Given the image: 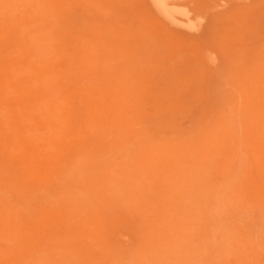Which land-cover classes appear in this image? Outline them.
I'll list each match as a JSON object with an SVG mask.
<instances>
[{"label":"rangeland","instance_id":"374dc122","mask_svg":"<svg viewBox=\"0 0 264 264\" xmlns=\"http://www.w3.org/2000/svg\"><path fill=\"white\" fill-rule=\"evenodd\" d=\"M66 7L70 24L80 25V32L77 28L75 31L81 38V58L87 57V72L104 84L115 85L116 94L131 98L128 104L115 105L104 100L108 111L131 118L134 124L118 128L113 126L117 121L110 120L105 127L91 128L83 117L93 107L87 102H73L69 111L71 126L65 129L68 136L64 142L43 143L51 156L40 166V176L24 175L27 181L20 182L15 178V167H9L7 161L0 163L4 175L9 171V175L0 177V186L15 212L27 222L20 223L17 242L27 245L30 262L170 264L161 257L162 247L153 248L155 244L148 243L145 230H153V238L161 234L158 230H164V222L159 219L164 209H152L153 196L148 195L129 206L137 187H125L130 177L139 174L131 172L133 167L129 165L135 163L130 160L138 157L149 139L156 142L162 137L171 142L173 137L190 136L196 143L209 145L211 133L217 129L213 126L225 122L227 111L232 112L230 102L240 69L258 80L264 78V0H205L196 7L201 20L194 13L184 18L186 22L194 17L191 28L181 22L165 25L160 17L153 23L150 0H67ZM0 39V47L14 49L13 37ZM24 69L20 67L18 73H24ZM34 76L29 72V79ZM257 89L264 100V83H259ZM2 91L0 87V96ZM32 94L28 92L23 98L31 99ZM236 111L241 113L239 108ZM15 113L17 117L23 114ZM9 129L0 124V134ZM116 130L112 134L118 139L113 141L107 133ZM260 130L249 129V156L246 142L237 148L230 145L229 138L210 148L222 163L231 164L228 160L233 156H227L235 155L238 160L231 177L240 182L248 158L249 163L252 157L264 165V128ZM240 135L238 131L236 136ZM105 151L111 154L105 155ZM110 160L117 161L118 169H102ZM64 164H68L70 179L61 173ZM217 172L208 180L218 198L229 200L234 197L230 192L224 195L227 189L230 191L229 180L228 188L224 181L217 183L227 178L216 176ZM255 197L253 193L249 200ZM247 213L249 218H244L234 205H214L199 223L191 224L194 235L192 241L190 235L186 237V258L198 257L194 264H237V250L243 256L249 255V264H264V210L256 205ZM228 224H239L248 246ZM230 238L236 249L225 257ZM11 253L12 257L18 256L15 251Z\"/></svg>","mask_w":264,"mask_h":264},{"label":"bare ground","instance_id":"6f19581e","mask_svg":"<svg viewBox=\"0 0 264 264\" xmlns=\"http://www.w3.org/2000/svg\"><path fill=\"white\" fill-rule=\"evenodd\" d=\"M204 1L150 0V19L155 23V19L160 17L165 25L181 22L189 24L191 28L194 17L186 22L184 18L194 13L196 19L201 20L196 7ZM66 3L67 0H0V37H13L11 44L14 47V49L9 46L0 47V87L3 89V95L0 96V124L10 128L0 134L2 157L0 163L7 161L9 167H15L16 171L13 170L17 172L15 178H19L20 182L22 179L27 181L26 175L42 174L40 166L47 163L51 156L50 149L47 150L43 144L45 141L60 144L68 136L65 129L71 126L69 111L74 107L73 102L78 105L87 102L93 107L89 108L91 111L83 117L84 121L88 120L86 123L91 128L105 127V123L107 125L110 120L117 121L113 126L118 128L134 124L131 118L117 116L115 111L111 113L108 111V103L104 100L107 99L115 105L128 104L131 98L128 94L126 96L116 94L115 85L104 84L105 82L87 72L84 61L87 57L81 58V38L80 35H76L80 32L78 29L80 25L70 24L66 16ZM71 41H75L74 45ZM20 67L25 68L22 71L24 73H18ZM29 72L35 75L32 79H29ZM244 72L240 69L238 78L240 81L237 80L234 86L236 92L230 102L232 112L227 111L225 122L221 120L213 126L217 129L214 131L212 129L209 145L196 143L190 136L173 137L171 142L162 137L161 141L156 142H150L149 139L144 143V150L139 151L138 157L133 158L135 162L130 160L135 163L129 165L134 168H131V172L139 171V174H134L138 177L135 181L137 184L132 183L135 178L133 176V179L130 177L129 186L125 187V189L137 187L133 199L129 200V206L142 201L148 195L153 196L152 209H164L159 219L164 222L162 226L164 232L159 229L158 232L161 234L153 238L151 237L153 230L149 228L145 230L148 233V243L155 244L153 248L162 247L164 251L161 257L168 259L170 264H194L198 261L196 256L192 259L189 256L186 258L188 253L184 249L186 237L190 235L189 240L192 239L193 222L199 223L200 218L214 205L223 208L234 205L240 209L244 218H249L247 213L249 208L256 205L264 210V165L252 157L249 163L248 158L244 161V172L240 182L231 177L234 162L238 160L235 155L229 152L227 156L228 158L233 156L228 160L232 162L231 164L224 161L222 163V160L219 164L217 155L210 152V148L217 147L218 142L225 143L229 138L230 145L237 148H240L242 141L246 142L245 150L249 156V129L258 131L264 128V100L260 96L261 90L257 89L259 83H264V78L258 80ZM28 92H32L33 97L23 98ZM238 108L241 109V113L236 111ZM20 111L23 114L17 117L15 112ZM82 113L80 112V115ZM238 131H241L240 138L236 136ZM113 132L117 130L107 134L113 141H117L118 137L114 136ZM74 137H77V134ZM237 151L236 149L235 152ZM105 153L110 155L111 151ZM15 156L18 160L14 158ZM116 165L117 161L110 160L102 169L114 171L118 169ZM67 166L68 164H64L60 168L64 178L69 177L70 170L66 168ZM216 169H218L216 176L227 177L218 179L217 183L224 181V186L228 188L227 179L229 180L230 191L227 189L224 194L228 196L230 192L234 195L229 200L218 198V192L214 191L215 187L208 180ZM57 170L59 172V168ZM8 173L9 171L4 175L0 171V177L7 176ZM129 191L132 190H127ZM253 193L256 199L250 201L249 196ZM207 199L209 201L206 203ZM15 211L12 202H9L0 186V264H45L42 260L28 261L27 245L17 242L21 237L18 227L20 223L27 222ZM228 227L234 228L240 234L241 242L249 245V240H246L239 224H228ZM214 230L212 227L211 231ZM143 235H146L145 231ZM232 240L233 238H230L228 241L225 257L236 249ZM11 251H15L18 256H10ZM236 252L240 258L237 264H249V255L243 256L240 251Z\"/></svg>","mask_w":264,"mask_h":264}]
</instances>
